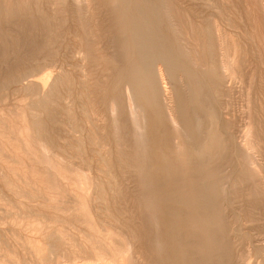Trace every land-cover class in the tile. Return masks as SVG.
Masks as SVG:
<instances>
[{
	"label": "bare ground",
	"instance_id": "6f19581e",
	"mask_svg": "<svg viewBox=\"0 0 264 264\" xmlns=\"http://www.w3.org/2000/svg\"><path fill=\"white\" fill-rule=\"evenodd\" d=\"M0 12L29 27L36 44L0 75V87L30 98L0 113V179L16 197L52 210L14 217L0 261L209 264L203 241L232 226L221 200L245 190L256 210L264 198V0H0ZM24 14L35 19L26 24ZM67 16L77 43L55 46ZM104 39L108 49L98 54ZM75 70L78 94L99 105L89 113L81 106L79 121L64 106L59 122L68 136L54 143L35 126L52 116L57 84L69 93ZM234 94L242 102L237 118L229 110ZM106 129L126 173L117 184L128 182L131 195L120 219L97 208L105 193L89 166L67 168L75 157L68 149L85 137L101 154L98 131ZM219 156L233 167H208ZM209 224L222 225L210 235L203 230ZM195 244L197 253L186 249ZM254 264H264V248Z\"/></svg>",
	"mask_w": 264,
	"mask_h": 264
},
{
	"label": "rangeland",
	"instance_id": "374dc122",
	"mask_svg": "<svg viewBox=\"0 0 264 264\" xmlns=\"http://www.w3.org/2000/svg\"><path fill=\"white\" fill-rule=\"evenodd\" d=\"M4 14V12H0V75L3 72H6L8 68H12L11 66H13V64L16 62H22L23 53H29L30 49H32V46L36 45L32 41L34 37L32 32H30L29 27L19 26L18 19L16 20L14 17H6ZM21 17L22 21L26 24H28L34 18L31 15L29 16L26 14L21 15ZM66 21V25H63L64 29L61 28L58 31L59 36H57L55 39V46L60 44H68L71 46L77 43L75 36L77 27L70 21L69 16L66 17ZM120 27L121 30L124 31L126 24H122ZM233 31L234 30H230L231 33ZM38 39L36 41H38ZM102 44L100 43L99 47L97 48L98 54H102L104 48L108 49V47H106L107 41L105 39L102 41ZM108 51L110 52V50ZM98 70L99 67H96L95 71ZM257 71L259 72L260 68H257ZM78 77L79 72L76 70L73 71V75L70 76V81L68 82L69 93H66L65 90H63V87L57 84L56 92L59 91V94L55 100L56 104L53 106L54 111L52 116L44 115L42 118L39 117L41 120L38 119V125L35 126V128L40 130L41 134H43L45 137L48 136L49 141L51 140L54 143L57 141L62 142V138L68 136V128L59 122L61 118L60 111L64 108V106L72 105L71 114L69 116L75 117V119L77 118L79 121V119H82L83 117L82 114H84L82 113L81 106H86V111L89 113V109L91 111L99 105L97 100L91 98H88L87 100L85 95L78 94L80 90ZM1 80L2 78H0V81ZM66 95H68V98H66ZM66 99H68V101L64 102ZM28 101H30V98L27 99L25 94L14 91L12 88H10V86H4L3 88L0 87V113L9 114L11 111H13L15 106L22 105ZM224 101H227V99H224ZM229 101V110L237 118L242 108L241 97L239 94H234L233 97L229 99ZM219 102L221 105V101ZM219 104H217V106H219ZM39 121L42 123H39ZM80 124L84 125V123ZM84 131L88 132V129L86 128ZM74 135L76 136V134ZM70 137L74 136L71 134ZM85 138L81 142V147L78 148L74 146L73 148L68 149V153L70 155H74L75 157L72 158L71 164H67V168L87 169L86 166H89L92 170V177L96 183L95 185L97 190L99 192L105 193V196L102 197L101 200L98 199V201L95 203L97 208L104 212L105 207H107L110 210V213L107 212L108 215H105L104 217L110 219L112 216H115L120 219L121 214L125 213V198H130L131 195L125 196V192L129 191L127 189L129 186L128 182L124 183L125 189L121 187V185L117 184L119 180L123 181L126 176L125 171L122 170V164L117 161V152L120 150V147L118 146V140L116 139L115 135H113V133L107 129L98 131V138L100 139L99 142L104 143V147L101 149V154H96L97 146L90 147L89 140ZM228 157L233 163L232 159L234 157L227 150V158ZM86 158H88L89 162L87 165L83 164V161ZM224 163L225 161L219 156L214 160L211 159L208 162V167L217 168L219 172L225 169L228 171L233 167L232 164H229L231 162L226 165ZM97 167H100L103 170L97 171ZM235 176L236 171L234 170L230 176L229 183L235 179ZM24 192H33V190L31 188H27ZM241 192H245L246 194L245 190H233L226 195L225 200H221V203L225 204L226 206V222L229 224V226L230 223H232V226L228 230V233L219 234L217 241L210 242L207 241V238L205 241H203L202 245L203 249L205 250L204 253L209 264H224L223 261L225 259L227 260L226 264H234L235 262V264H254L255 258L259 256L262 248H264V244L258 243L260 239L264 238V198L259 199L260 204L255 210L250 206L248 201L249 199L244 197V194ZM22 202L28 205L29 209L23 208L21 205ZM37 204V200L29 201L27 198L16 197L14 194L6 190L4 182L0 179V244L10 247V243L8 241L9 234L5 233L11 228L10 222L14 217L17 216L25 218L27 214H29L30 210L32 212H39L41 210L44 212L52 211L51 209L45 207H38ZM131 206L132 209L130 211L136 214L138 212L137 205ZM221 225L209 224L205 226L203 230L208 234L211 233L215 235V233L220 230ZM145 226L149 230L154 229L150 223L145 224ZM229 233L230 235H228ZM186 235H188V233L183 234V236L177 239V243L181 242V240ZM186 249L188 251L194 250L195 253H197V244L187 246ZM260 257H262V254ZM169 258H171V255H169ZM258 261L260 260L258 259ZM0 264H12L11 259L7 260L5 263L0 261ZM158 264L165 263L160 261Z\"/></svg>",
	"mask_w": 264,
	"mask_h": 264
}]
</instances>
